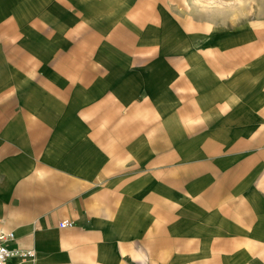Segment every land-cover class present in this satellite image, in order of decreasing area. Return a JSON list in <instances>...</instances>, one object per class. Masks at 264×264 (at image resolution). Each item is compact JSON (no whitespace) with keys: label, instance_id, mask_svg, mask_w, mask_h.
Masks as SVG:
<instances>
[{"label":"crops","instance_id":"obj_1","mask_svg":"<svg viewBox=\"0 0 264 264\" xmlns=\"http://www.w3.org/2000/svg\"><path fill=\"white\" fill-rule=\"evenodd\" d=\"M172 12L0 0V231L34 251L9 263L264 264V21ZM169 19L178 51L147 36Z\"/></svg>","mask_w":264,"mask_h":264},{"label":"rangeland","instance_id":"obj_2","mask_svg":"<svg viewBox=\"0 0 264 264\" xmlns=\"http://www.w3.org/2000/svg\"><path fill=\"white\" fill-rule=\"evenodd\" d=\"M166 1L174 15H185L190 18L191 25H197L201 31L209 26L218 30H237L249 26L250 32L258 31L259 23L264 21V0H163ZM42 4H48L47 1ZM196 20V21H195ZM165 21V20H164ZM170 27L176 26L169 19ZM212 22V23H211ZM212 25H210V24ZM214 24V25H213ZM210 29V28H209ZM257 39V38H255ZM169 50L178 51L171 44H161ZM225 64L224 59H218Z\"/></svg>","mask_w":264,"mask_h":264},{"label":"built area","instance_id":"obj_3","mask_svg":"<svg viewBox=\"0 0 264 264\" xmlns=\"http://www.w3.org/2000/svg\"><path fill=\"white\" fill-rule=\"evenodd\" d=\"M72 224L73 222L69 219H63L59 223L61 227L71 226ZM13 238V232L0 231V264H11L9 263V259L14 255L23 257H30L34 255V251L32 250L10 249L6 243Z\"/></svg>","mask_w":264,"mask_h":264},{"label":"bare ground","instance_id":"obj_4","mask_svg":"<svg viewBox=\"0 0 264 264\" xmlns=\"http://www.w3.org/2000/svg\"><path fill=\"white\" fill-rule=\"evenodd\" d=\"M180 32H181V29L179 28V26H174V27L173 26L172 27L165 26V27H162L161 29H152L151 33H149V35H147V36L149 38H151L152 40L156 39L158 42H163V43H167V44L172 43L176 47V49H178V47L180 45L179 36H182L181 34L179 35ZM128 51H129V49H128Z\"/></svg>","mask_w":264,"mask_h":264}]
</instances>
